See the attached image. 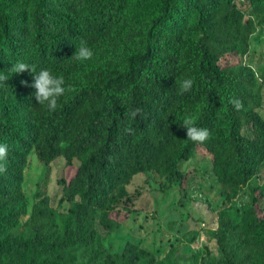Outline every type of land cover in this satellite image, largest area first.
I'll return each mask as SVG.
<instances>
[{"label":"trees","instance_id":"obj_1","mask_svg":"<svg viewBox=\"0 0 264 264\" xmlns=\"http://www.w3.org/2000/svg\"><path fill=\"white\" fill-rule=\"evenodd\" d=\"M12 2L0 0V73L8 75L0 82V143L9 146L0 172V264H73L79 246L95 250V264H158L131 242L109 253L97 225L119 230L136 176L182 183V164L200 150L227 204L247 188L250 197L240 222L219 214L215 264H264V186H250L264 165V70L259 76L242 62L264 28V0H22L16 16ZM82 40L94 51L86 62L71 59ZM228 55L239 63L223 66ZM17 60L63 75L74 90L47 110L35 99L30 71L9 73ZM187 77L194 87L181 95ZM189 114L210 130L207 141L187 139ZM247 127L253 137L244 135ZM32 156L44 166L61 157L67 167L80 165L59 182L60 203L72 205L69 222L62 225L43 197L29 217L34 237L26 239L15 229L28 216Z\"/></svg>","mask_w":264,"mask_h":264},{"label":"rangeland","instance_id":"obj_2","mask_svg":"<svg viewBox=\"0 0 264 264\" xmlns=\"http://www.w3.org/2000/svg\"><path fill=\"white\" fill-rule=\"evenodd\" d=\"M23 9L22 0H13L10 5V11L15 16ZM263 45L264 28L253 37L250 53L242 59L259 76L264 70ZM239 60L236 56L228 55L221 60V64L233 65ZM244 135L253 137L251 127L244 129ZM79 165V161L74 160L73 165L67 167L65 159L61 157L50 166H44L35 156L31 157L24 184L28 216L16 227L18 236L26 239L34 237L29 217L33 206L43 197L51 199L62 225L69 222L72 205L60 203L63 188L59 182L70 181ZM181 170L187 174L182 183L153 172L134 178L128 187L134 199L133 205L131 212L120 210L121 228L109 233L97 225L109 253H122L126 244L131 242L153 252L158 264H215L220 260L215 240L219 214L225 212L235 222H240L250 203L249 190L245 189L232 204H227L222 196V187L214 176L211 158L203 150L182 164ZM250 186H264V165ZM259 201L264 210V196H260ZM94 251L84 246L76 247L71 252L75 258L73 264H95Z\"/></svg>","mask_w":264,"mask_h":264},{"label":"clouds","instance_id":"obj_3","mask_svg":"<svg viewBox=\"0 0 264 264\" xmlns=\"http://www.w3.org/2000/svg\"><path fill=\"white\" fill-rule=\"evenodd\" d=\"M94 51L88 45L87 41L82 40L79 46H76V51L71 59L78 62H86L93 58ZM26 70L30 71L33 75V81L30 85L35 89L34 96L39 105H43L47 110L55 112L59 107V101L69 91L74 89L66 84L65 77L60 74H56L48 68H38L37 65L29 63L25 60H17L12 64L9 73L19 74ZM8 79V75L0 73V82ZM24 83L27 84V81ZM194 78L187 77L179 81V92L184 94L191 92L194 87ZM231 104L235 109L239 110L243 105L241 101L236 98L231 100ZM135 115V113H133ZM182 126L186 128L187 139L193 142L203 143L210 137V130L206 127L198 126L196 119L193 115H185ZM9 156V146L4 143H0V172L6 169L3 166V162L7 160Z\"/></svg>","mask_w":264,"mask_h":264}]
</instances>
